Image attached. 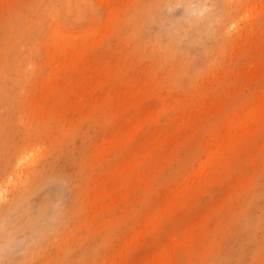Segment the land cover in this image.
Returning a JSON list of instances; mask_svg holds the SVG:
<instances>
[{
  "label": "rangeland",
  "instance_id": "1",
  "mask_svg": "<svg viewBox=\"0 0 264 264\" xmlns=\"http://www.w3.org/2000/svg\"><path fill=\"white\" fill-rule=\"evenodd\" d=\"M25 191L0 264H264V0H0Z\"/></svg>",
  "mask_w": 264,
  "mask_h": 264
},
{
  "label": "bare ground",
  "instance_id": "2",
  "mask_svg": "<svg viewBox=\"0 0 264 264\" xmlns=\"http://www.w3.org/2000/svg\"><path fill=\"white\" fill-rule=\"evenodd\" d=\"M29 192L28 191H25V192H23L20 196H18L17 198H16V200L9 206V207H7V209H8V211H7V213H5L4 215H2L1 217H0V229L2 230V232H3V235H4V246L6 245V244H8L9 243V241H11L12 240V238H13V234H10L11 232L8 230V228L7 227H5V221L8 219V216L9 215H11V212L15 209V208H17V206H18V204H25L26 206H25V209H26V207H27V209H28V212H27V214H28V222L31 224V227L33 228V227H35V230L37 229V227H39L40 228V225H39V222H40V219H41V213H43L44 212V207L39 211V213H37V212H35V211H32L31 210V206L28 204V203H26V202H28L27 201V199L29 198V196H26L27 194H28ZM6 209V210H7ZM1 223H3V225L1 224ZM42 228V227H41ZM34 235V234H33ZM35 235H38V234H35ZM44 235V234H43ZM46 236V235H45ZM32 237V236H31ZM35 237V236H34ZM32 240V239H31ZM35 241V240H34ZM37 241H38V239H37ZM37 241H36V243H37ZM29 242V241H28ZM32 245V244H31ZM4 246L2 247V248H4ZM33 249V248H32ZM7 248H5V252L7 253ZM30 251V250H29ZM34 254V253H33ZM3 255H6V254H4L2 251H0V259L2 258V256Z\"/></svg>",
  "mask_w": 264,
  "mask_h": 264
}]
</instances>
